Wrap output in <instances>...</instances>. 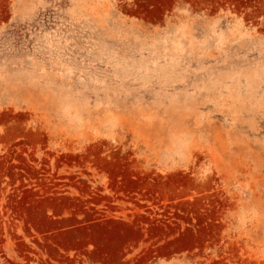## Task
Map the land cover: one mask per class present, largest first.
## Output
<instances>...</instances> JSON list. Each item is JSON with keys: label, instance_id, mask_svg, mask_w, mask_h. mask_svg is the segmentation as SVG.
I'll return each instance as SVG.
<instances>
[{"label": "rangeland", "instance_id": "1", "mask_svg": "<svg viewBox=\"0 0 264 264\" xmlns=\"http://www.w3.org/2000/svg\"><path fill=\"white\" fill-rule=\"evenodd\" d=\"M0 264H264V0H0Z\"/></svg>", "mask_w": 264, "mask_h": 264}]
</instances>
